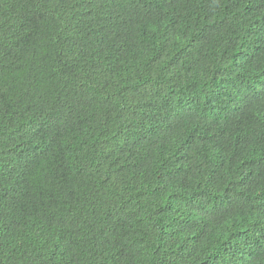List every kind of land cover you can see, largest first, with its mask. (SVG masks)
<instances>
[{"label":"trees","instance_id":"1","mask_svg":"<svg viewBox=\"0 0 264 264\" xmlns=\"http://www.w3.org/2000/svg\"><path fill=\"white\" fill-rule=\"evenodd\" d=\"M0 264H264V0H0Z\"/></svg>","mask_w":264,"mask_h":264}]
</instances>
